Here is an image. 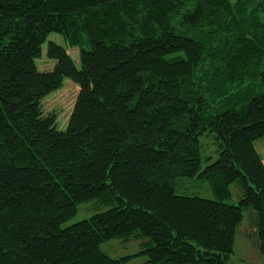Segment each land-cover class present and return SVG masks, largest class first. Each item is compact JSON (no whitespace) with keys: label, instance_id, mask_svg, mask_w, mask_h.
Returning <instances> with one entry per match:
<instances>
[{"label":"trees","instance_id":"obj_1","mask_svg":"<svg viewBox=\"0 0 264 264\" xmlns=\"http://www.w3.org/2000/svg\"><path fill=\"white\" fill-rule=\"evenodd\" d=\"M66 78L61 130L44 101ZM263 136L264 0H0V264H227L248 209L264 254ZM194 178L213 199L183 192Z\"/></svg>","mask_w":264,"mask_h":264},{"label":"rangeland","instance_id":"obj_2","mask_svg":"<svg viewBox=\"0 0 264 264\" xmlns=\"http://www.w3.org/2000/svg\"><path fill=\"white\" fill-rule=\"evenodd\" d=\"M235 1V0H232ZM49 40L64 45V39L60 34L52 33ZM69 54L72 56L76 65L80 62L79 47L68 48ZM40 70H49L53 68L54 61L47 58V43L42 46V56L37 59ZM79 87L71 79L66 78L62 88L51 93L44 101V107L47 112H56L58 115V127L64 130L67 126L69 116L73 109ZM201 155L202 157L212 156L213 160L217 158V143L214 134H206L201 139ZM185 190L183 192L188 195H197L203 198L213 199L214 196L206 181L198 178L190 179L184 183ZM232 199L231 202L238 204L241 197V191L236 183L231 185ZM105 210L104 208L100 209ZM99 210L96 209L94 202L84 203L78 206L76 214L65 223L70 226L81 220L89 218ZM255 213L251 210H245L242 223L236 228L234 237V254L230 257L227 264H264V254L257 247L255 233ZM142 239L135 236L129 240L112 239L102 244V249L112 257H121L137 252L141 247ZM145 257H137L128 264H145Z\"/></svg>","mask_w":264,"mask_h":264},{"label":"crops","instance_id":"obj_3","mask_svg":"<svg viewBox=\"0 0 264 264\" xmlns=\"http://www.w3.org/2000/svg\"><path fill=\"white\" fill-rule=\"evenodd\" d=\"M255 149L258 152L261 160L264 163V136L259 138L255 143H254Z\"/></svg>","mask_w":264,"mask_h":264}]
</instances>
